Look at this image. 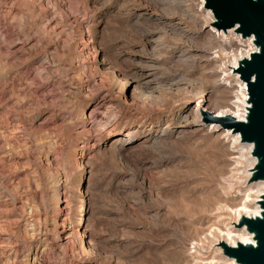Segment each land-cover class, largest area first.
Masks as SVG:
<instances>
[{
    "label": "rangeland",
    "instance_id": "1",
    "mask_svg": "<svg viewBox=\"0 0 264 264\" xmlns=\"http://www.w3.org/2000/svg\"><path fill=\"white\" fill-rule=\"evenodd\" d=\"M199 6L0 0V264H193L197 239L213 226L232 227L221 181L231 196L250 176L205 134L213 115L195 119L201 130L171 139L172 151L154 149L150 137L172 127L179 109L205 99L222 77L233 87L219 84L213 104L235 99L236 78L221 70L248 41L234 31L217 36ZM179 47L191 53L183 61ZM150 56L159 64L147 82ZM172 77L184 78L181 88H170ZM115 130L132 134L130 141L115 142ZM204 241L197 255L226 258L219 242Z\"/></svg>",
    "mask_w": 264,
    "mask_h": 264
},
{
    "label": "bare ground",
    "instance_id": "2",
    "mask_svg": "<svg viewBox=\"0 0 264 264\" xmlns=\"http://www.w3.org/2000/svg\"><path fill=\"white\" fill-rule=\"evenodd\" d=\"M161 1V0H160ZM179 1V0H178ZM181 1V0H180ZM200 1V6H199V12H203L205 13L208 18H210L211 20H213L212 14L210 12V10H208L205 6H204V0H199ZM159 2V1H158ZM158 4V3H157ZM180 4V3H179ZM183 6V5H182ZM198 6V4H197ZM179 8V7H178ZM189 9V8H188ZM190 11V10H189ZM197 11V12H198ZM194 12V11H192ZM198 12V13H199ZM185 13V12H184ZM183 13V14H184ZM190 13V12H189ZM188 14V13H187ZM171 15V13H170ZM194 15V14H193ZM199 15V14H196ZM204 15V14H202ZM169 17V16H168ZM188 17V16H187ZM203 17V16H202ZM150 18V17H149ZM152 18V17H151ZM192 19V18H191ZM193 20V19H192ZM144 21V20H143ZM146 21V20H145ZM177 21V20H176ZM157 22V21H156ZM197 22V21H196ZM168 23V22H166ZM165 24V23H164ZM198 24V23H197ZM166 25V24H165ZM168 25V24H167ZM170 25V24H169ZM199 25V24H198ZM173 26V25H171ZM200 26V25H199ZM152 28V27H151ZM202 27H200L199 29H201ZM158 29V28H157ZM179 29V28H178ZM145 30V29H144ZM148 30V29H147ZM154 30V29H153ZM159 30V29H158ZM170 30V29H169ZM173 31V30H172ZM181 31V29H180ZM187 31V30H186ZM212 31L217 35V36H221V31H217L214 28H212ZM233 32V30H227V32ZM143 32V31H142ZM147 32V31H146ZM199 33V32H198ZM205 33V32H204ZM193 34V33H192ZM211 34V33H210ZM229 34V33H228ZM144 35V34H143ZM204 35V34H202ZM224 35V34H223ZM230 35V34H229ZM238 35V34H237ZM154 35H149V40L152 39H156V37L153 38ZM219 36V37H220ZM163 37V36H161ZM147 38V37H146ZM158 38V37H157ZM160 38V37H159ZM217 38V37H216ZM221 38V37H220ZM227 38V37H226ZM146 40V39H145ZM213 40V39H212ZM246 41H248V48L246 50H243L241 53H239V55L236 58H233L232 61H230V64L228 65V67H226V69L221 70L223 76H228V75H233L236 78V90H233L232 92V98H235L234 100H230L228 102H224L225 104H221V105H215L212 102V95H214L218 90H219V84H222L224 86V88H228L231 89L233 86L229 81H226L224 79V77L221 78L222 81H220L219 83L217 82L218 85H214L211 89V91L209 92V95L205 98V99H200V97H196L194 99V101L192 102L191 105H187L184 106L182 108L179 109V111L176 113V115L174 116V121H173V126L172 127H168V129L165 128H161L162 130L160 131H155V132H151L150 133V137H151V142L153 144L154 149H164V150H168V151H172L174 148V142L171 139H177L180 137V135H182L183 133L187 132L190 135L195 133L194 131L196 129L201 130L202 127H193L195 122V119L199 118V116H201L202 114H212L214 118H218V117H223V116H227L229 115L230 117L234 118L236 121H244L245 117H246V112H247V87H246V83L243 82L241 79L239 78V74L237 72V63L238 60L244 57H248L250 55L251 52H253L255 50V46L252 45V39L248 38L245 39ZM192 41V40H191ZM157 42V41H155ZM179 42V41H178ZM188 42V40H187ZM186 42V43H187ZM176 43V42H175ZM182 43V42H181ZM180 43V44H181ZM189 43V42H188ZM194 43V42H193ZM237 43V42H236ZM158 44V43H157ZM164 44V43H163ZM183 44V43H182ZM191 44V43H190ZM235 44V43H234ZM187 45V44H186ZM176 46V45H175ZM143 47V46H142ZM156 47V46H155ZM187 47V46H186ZM190 47V46H189ZM193 47V46H192ZM176 48V47H175ZM147 49V48H146ZM149 49V48H148ZM151 49V48H150ZM165 49V48H164ZM185 49V48H184ZM161 50V49H160ZM197 50V49H196ZM202 50V49H201ZM204 50V49H203ZM146 51V50H145ZM148 51V50H147ZM157 51V50H156ZM169 51V50H168ZM161 52V51H160ZM164 52V51H163ZM208 52V51H207ZM211 52V51H210ZM213 52V51H212ZM176 53V52H175ZM153 54V53H152ZM160 54V53H159ZM188 54L190 53V50H184L182 51L181 48L179 47L178 49V54L176 55V58L181 59L182 57H187ZM200 54V53H199ZM202 54V53H201ZM147 55V54H146ZM145 55V56H146ZM151 55V54H149ZM155 55V54H154ZM153 55V56H154ZM158 55V54H157ZM165 55V54H164ZM167 55V54H166ZM197 55V54H196ZM211 55V54H210ZM150 56L148 58V73L147 72H143V78H145L147 80V82H150L152 80H154L155 74L152 73L154 72V70L157 67V64H159V62H157L158 60L153 57ZM201 56V55H200ZM199 56V57H200ZM204 56V55H203ZM213 56V55H212ZM147 57V56H146ZM165 57V56H164ZM193 58V57H192ZM192 58H189L192 59ZM208 58V57H207ZM212 58V57H211ZM159 59V58H158ZM202 59V58H201ZM160 60V59H159ZM175 60V59H174ZM196 60V58H195ZM207 60V59H206ZM170 61V60H169ZM187 61V60H186ZM185 61V62H186ZM194 60H191V62ZM138 62V61H137ZM175 62V61H174ZM195 62V61H194ZM139 63V62H138ZM142 64V63H141ZM138 65V64H137ZM146 65V64H145ZM141 67V66H140ZM146 67V66H145ZM165 67V66H164ZM175 67V66H174ZM166 68V67H165ZM172 68V66H171ZM220 68V67H219ZM160 69V68H159ZM167 69V68H166ZM173 69V68H172ZM158 71V69H156ZM155 70V71H156ZM174 70V69H173ZM116 71V70H115ZM165 71V70H164ZM167 71V70H166ZM180 71V70H179ZM113 72V71H112ZM162 72V71H161ZM160 72V73H161ZM171 72V71H169ZM174 72V71H173ZM185 72V71H184ZM115 73V72H114ZM119 73V72H118ZM176 73V72H175ZM189 74V73H188ZM165 75V74H163ZM127 76V75H126ZM138 76V75H137ZM141 76V75H139ZM159 76V75H158ZM116 80L115 82H118L120 84V87L123 89V85L124 82L122 81V77L120 74H116L115 75ZM124 77V76H123ZM182 77V76H181ZM127 79V78H126ZM161 79V78H160ZM159 79V80H160ZM182 79L184 78H168L167 82L168 85L170 86V88H181L182 86ZM166 81V80H165ZM142 82V81H141ZM157 82V81H156ZM160 82V81H159ZM193 82V80H192ZM146 83V82H145ZM163 83V82H162ZM185 83V81H184ZM188 83V82H186ZM194 83V82H193ZM200 83V82H199ZM166 84V83H164ZM202 84V82H201ZM163 85V84H162ZM194 85V84H193ZM200 85V84H199ZM139 86V85H138ZM165 86V85H164ZM168 86V87H169ZM185 86V85H184ZM113 87V86H112ZM150 87V86H149ZM187 87V86H186ZM191 87V86H190ZM154 88V87H153ZM160 88V87H159ZM174 89V90H175ZM147 90V89H146ZM172 90V89H171ZM180 90V89H179ZM144 91V90H143ZM148 91V90H147ZM146 91V92H147ZM166 91V90H165ZM168 92V90H167ZM204 92V91H203ZM142 93V92H141ZM151 92H149L150 94ZM186 93V92H185ZM153 94V93H152ZM218 94V93H217ZM237 94H241L242 95V99L241 101L238 103L237 101ZM204 95V94H203ZM125 96V95H124ZM155 96V95H154ZM157 96V95H156ZM215 96V95H214ZM220 96V95H219ZM223 96V95H222ZM141 97V96H140ZM144 97V96H143ZM147 97V95H146ZM153 97V96H152ZM217 97V96H216ZM156 98V97H155ZM146 99V98H144ZM154 99V98H153ZM185 99V98H184ZM142 100V99H141ZM137 101V99H136ZM152 101V99H151ZM156 101V100H155ZM158 101V100H157ZM221 101V100H220ZM141 102V101H140ZM143 105V104H142ZM171 114V113H170ZM168 123V122H167ZM172 123V122H171ZM166 126V124H165ZM217 120L211 122L209 125L205 126V134H207V136L209 137H213L214 141L217 144H220L222 146H224L231 155L237 156L236 159H233V162L235 163H245L248 168L247 169H242L241 173L245 176V177H249L251 172L250 170L252 169V167L255 164V157H249V155L251 154V150H252V144L250 143H245L242 142L240 140V135L238 132L233 131L232 129H222V130H217ZM192 128V130L190 129ZM149 131V130H148ZM209 132V134H208ZM112 136H120V138L115 139L117 143H124V142H129L130 138L132 137V134L130 133H126V134H122L121 132L118 131H113ZM186 137V135L184 136ZM183 137V138H184ZM204 137V136H203ZM178 140V139H177ZM180 142V141H179ZM182 142V141H181ZM191 142V141H190ZM113 143V142H112ZM189 143V142H188ZM125 145V144H124ZM112 146V145H111ZM162 146V147H160ZM151 147V146H150ZM152 148V147H151ZM187 148V147H186ZM204 148V147H203ZM156 151V150H155ZM180 151V150H179ZM182 151V150H181ZM164 152V151H163ZM162 152V154H163ZM165 153V152H164ZM154 154V152H153ZM178 154V153H177ZM181 154V153H180ZM161 155V154H160ZM164 155V154H163ZM173 155V154H172ZM120 156V155H119ZM165 156V155H164ZM170 157V156H169ZM172 157V156H171ZM186 158V157H185ZM242 159V160H239ZM159 159V158H158ZM164 159V158H163ZM162 160V159H161ZM178 160V159H177ZM196 161V160H195ZM149 162V161H148ZM197 162V161H196ZM153 165V164H152ZM168 166V165H167ZM174 166V165H172ZM179 167V166H178ZM142 168V167H141ZM146 168V165H145ZM149 168V167H148ZM161 169V168H160ZM154 170V169H153ZM164 170V169H163ZM139 171V170H138ZM143 172V171H142ZM231 172H233V170H231ZM139 173V172H138ZM141 175V174H140ZM145 175V174H143ZM159 175V174H158ZM219 175V174H217ZM235 176V175H234ZM145 177V176H144ZM143 176H141L142 180L144 179ZM198 178V177H197ZM195 179V178H194ZM144 181V180H143ZM228 180H223L221 181V185H220V190H222L221 195L223 197V203L221 205V207L223 206L224 208L228 209L230 212H232L235 215L234 218V222H238L239 219L242 216H247V217H256L260 215V207L257 204V201H259L261 199V197L264 195V181H259V182H252L248 185V187L245 190L242 189H238L234 195H229L228 196V192L227 189H229L231 186L229 185V183L227 182ZM245 181V180H243ZM142 183V182H141ZM144 183V182H143ZM149 183V182H148ZM158 186V184H157ZM236 186V185H235ZM245 186V185H244ZM150 187V186H149ZM148 187V188H149ZM151 188V187H150ZM199 188V187H198ZM215 188V187H214ZM218 188V186H217ZM142 189V188H141ZM160 189V188H159ZM217 190V189H216ZM212 191V190H211ZM218 191V190H217ZM153 192V191H152ZM160 194V193H159ZM213 195V194H212ZM163 197V196H162ZM161 197V198H162ZM159 198V197H158ZM156 198V199H158ZM160 199V198H159ZM162 201V200H161ZM209 201V200H208ZM162 205V204H161ZM216 206V205H215ZM161 208V207H160ZM187 208V207H186ZM202 208V207H201ZM207 208V207H206ZM222 209V208H221ZM165 210V209H164ZM208 210V209H206ZM218 211V210H216ZM168 212V211H166ZM196 212V211H195ZM205 212V211H204ZM207 212V211H206ZM215 212V211H214ZM164 213V211H163ZM180 213V212H179ZM191 213V212H190ZM189 213V215H190ZM210 214V213H209ZM208 214V215H209ZM158 215V214H157ZM210 216V215H209ZM165 217V216H164ZM222 217V216H221ZM188 218V217H187ZM219 218V217H218ZM167 219V218H166ZM222 219V218H220ZM218 221V220H217ZM168 222V221H167ZM219 225V224H218ZM177 227V226H175ZM178 228V227H177ZM179 229V228H178ZM172 230V229H171ZM176 230V229H175ZM180 231V230H178ZM172 232V231H171ZM174 232V230H173ZM172 232V233H173ZM36 233V232H35ZM76 233V232H75ZM181 234V233H180ZM196 234V233H195ZM176 235V233H175ZM185 236V235H183ZM79 237V236H78ZM200 237V236H199ZM179 238V237H178ZM183 238V237H182ZM185 238V237H184ZM187 239V238H186ZM205 239H213L217 242H225L226 244L230 245V246H235L236 243L240 242L243 244H254V239L252 237L251 234L247 233L246 231H244L243 228L241 229H237L235 228L233 225L228 226L227 224H222L219 226H213L208 233H205L203 235L202 238L197 239L193 244V249L194 252H196L195 254H191V258L193 260V264H233L234 262L228 258H224L223 260H219V259H215L214 257L212 258H205L202 257L201 255H197L200 252V249L204 248V240ZM86 242V241H85ZM180 243V242H179ZM188 243V242H187ZM2 244V243H1ZM4 244V243H3ZM83 244V243H82ZM192 244V243H191ZM84 245V244H83ZM186 245V244H185ZM36 247V246H35ZM81 247V246H80ZM208 247V246H206ZM205 247V248H206ZM34 248V247H33ZM83 248V247H81ZM191 248V247H190ZM189 248V249H190ZM185 249V248H184ZM16 250V249H15ZM14 250V251H15ZM28 250V249H27ZM191 251V249H190ZM22 252V250H21ZM37 252V251H36ZM5 253V252H4ZM18 253V252H17ZM41 253V251H40ZM39 253V254H40ZM190 253V252H188ZM14 254H16L14 252ZM23 254V253H22ZM214 254V253H213ZM6 255V253H5ZM24 256V255H21ZM32 256V260L33 263L35 260V252L33 254H31ZM223 255H221L222 257ZM17 257V256H16ZM39 257V256H38ZM14 258V257H12ZM4 259V258H3ZM7 259V258H6ZM5 259V260H6ZM15 259V258H14ZM23 259V258H21ZM18 260V259H17ZM7 261V260H6ZM13 261V260H12ZM40 261V260H39ZM4 262V261H3ZM14 262V261H13ZM5 263V262H4ZM32 263V262H30ZM41 263V262H39Z\"/></svg>",
    "mask_w": 264,
    "mask_h": 264
},
{
    "label": "water",
    "instance_id": "3",
    "mask_svg": "<svg viewBox=\"0 0 264 264\" xmlns=\"http://www.w3.org/2000/svg\"><path fill=\"white\" fill-rule=\"evenodd\" d=\"M217 31L233 30L243 39H252L255 50L238 60L239 78L247 87V112L244 121L229 115L215 118L221 126L238 132L240 140L252 144L251 155L256 161L248 182L264 181V0H204ZM257 204L260 215L242 216L233 226L251 234L254 244L219 242L223 256L233 264H264V195Z\"/></svg>",
    "mask_w": 264,
    "mask_h": 264
}]
</instances>
